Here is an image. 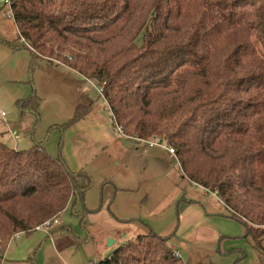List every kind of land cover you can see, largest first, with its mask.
Listing matches in <instances>:
<instances>
[{
  "label": "trees",
  "instance_id": "trees-1",
  "mask_svg": "<svg viewBox=\"0 0 264 264\" xmlns=\"http://www.w3.org/2000/svg\"><path fill=\"white\" fill-rule=\"evenodd\" d=\"M13 1L10 15L25 43L0 40L31 53V76L43 60L103 86L124 135L166 140L182 177L215 194L222 217L244 225L243 237L264 254V0ZM19 106L35 116V134L40 97ZM3 137L0 264L16 235H32L72 200L73 213L86 216L93 187L92 176L62 155L64 139L52 155L47 140L19 150ZM146 227L95 264H186L170 245L176 232L164 237Z\"/></svg>",
  "mask_w": 264,
  "mask_h": 264
},
{
  "label": "rangeland",
  "instance_id": "rangeland-1",
  "mask_svg": "<svg viewBox=\"0 0 264 264\" xmlns=\"http://www.w3.org/2000/svg\"><path fill=\"white\" fill-rule=\"evenodd\" d=\"M0 36L10 41L19 36L14 18L9 13V5L2 2ZM12 54L13 50L0 42V133L5 136L4 141L15 148L17 141L12 142L7 134V124L20 125L23 117L19 103L36 93L40 97L38 128L35 134L28 126L26 133L21 132L18 149H28L37 141L47 140V151L58 155L61 139H64L62 155L65 153L76 170L87 171L93 177L88 204L95 211L88 214L89 221L72 215V207L69 206L59 217L61 224L47 230L50 238L37 250L34 257L37 264L97 263L106 257L105 250L115 251L143 231L140 223L120 221L122 217L141 218L165 237L174 232L181 212L186 209V201L182 197L188 201L208 200L210 206L218 207V198L211 192L204 198L200 187L195 186L193 190V183L182 177L176 155L172 157L167 149L157 145L152 151L154 154L146 157L137 139L119 131L98 83L80 76L66 65H53L43 60L35 65L31 76L30 70L22 72L21 54ZM82 105H91L92 110H85ZM77 111L84 113L79 122L87 118L90 122L95 121L97 126L81 131L75 128L62 131L60 125L67 123ZM52 127L55 129L51 131ZM164 143L167 144L166 140ZM137 146H140L139 150ZM143 146L149 147L147 143ZM131 154L136 156V160H130ZM116 160H120L119 165ZM138 166L140 172L136 168ZM143 166L147 172H143ZM118 187L129 190L120 192L115 205L113 200ZM126 204L132 213L130 210V213L119 214V206L125 207ZM226 221L225 225L219 226L222 235L227 228L232 229L230 232L238 236L234 240L220 243L218 236L221 231L211 223L207 231H199L196 237L176 236L170 240V245L179 251L186 264H264V254L243 237L246 232L244 225L229 217ZM110 240L114 241L112 246H109Z\"/></svg>",
  "mask_w": 264,
  "mask_h": 264
},
{
  "label": "crops",
  "instance_id": "crops-1",
  "mask_svg": "<svg viewBox=\"0 0 264 264\" xmlns=\"http://www.w3.org/2000/svg\"><path fill=\"white\" fill-rule=\"evenodd\" d=\"M17 29V28H16ZM0 38L2 39H6L5 37H1ZM8 40V39H6ZM10 41V40H8ZM0 42L2 43L3 41L0 40ZM11 42H15L17 44H20L21 42L19 41V36L18 38H16L15 40L11 41ZM4 45L8 46L6 43L3 42ZM9 47V46H8ZM11 48V47H9ZM13 50V54L12 55H18V54H21L19 56H22L20 58V63H22V67H23V71H27L29 72V70H31V58L32 57H29L28 53L30 54L31 56V53L27 50V49H18V50H15L13 48H11ZM28 51V53L26 52ZM53 65H57L58 63H52ZM64 66V65H63ZM67 67V66H66ZM68 68V67H67ZM70 69V68H69ZM72 70V69H71ZM7 73V72H6ZM8 74V73H7ZM6 74V75H7ZM82 106H87L86 108L88 110H92L91 108V105H82ZM90 110V111H91ZM22 120L20 121V125H11V123L7 124L8 126V131H7V134L10 136L12 142H16V145H15V148L18 149V140L21 139L22 135L21 132H24L26 133V130H27V126L31 129V125L34 123V119H35V116L33 114H31L30 112L26 113V115L24 116L22 114ZM80 123V124H79ZM97 125H96V122L95 121H88L87 118H83L80 122H77L75 125H72L71 127H69L68 129H72V128H75V129H78L79 131L85 129V128H95ZM38 128V127H37ZM52 129H55V128H52ZM11 130L16 132L18 135H19V138L15 139L12 134H11ZM52 131V130H51ZM4 140H5V136L3 137ZM84 139V138H83ZM82 139V140H83ZM136 140V138H134ZM68 144H70V140L69 138L66 139ZM137 141V140H136ZM72 143V142H71ZM138 143V141H137ZM141 146L144 148L142 153L144 154V156H149L151 153V155H153L154 153L152 152L153 149L155 147H148V148H145L143 146V144H141ZM31 148V147H30ZM140 146L138 147L137 146V149L139 150ZM27 149V148H26ZM29 149V148H28ZM68 148H66L67 150ZM20 150V149H19ZM64 156H65V153H64ZM154 157V156H153ZM132 158L134 160H136V156L134 154H131L130 155V160H132ZM65 159L67 160L68 164L71 166L72 169L76 170L70 163L69 161V158L67 156H65ZM118 165L120 164V160H116V162ZM114 163V164H115ZM140 166L136 167L139 169V172L141 170V168H139ZM143 172H147V169L145 166H143ZM134 170V176H136L135 174V169ZM78 171V170H76ZM79 171H82V170H79ZM87 172V171H85ZM88 173V172H87ZM89 174V173H88ZM91 175V174H90ZM92 176V175H91ZM126 177H128L126 175ZM139 177L140 174H139ZM93 178V177H92ZM125 179V177H124ZM107 182H109L107 180ZM200 187L204 192L201 194L203 195V197L205 198L206 196H208L210 192H207L203 187L197 185L196 183H193V190H195L196 188L194 187ZM93 188V187H92ZM91 190V189H90ZM89 190V191H90ZM129 189L128 188H125V187H118L116 192H115V195H114V204L116 205L117 204V199H118V196L120 194L121 191H128ZM89 191L86 193L85 195V199H84V202L86 203V206L88 208V212L85 215H83V218H85V222L86 221H89L88 220V214L91 213V212H94L95 209L93 208H90L89 204H88V195H89ZM212 193V192H211ZM213 194V193H212ZM215 197L216 195L213 194ZM217 198V197H216ZM182 199H184L186 201V209L184 211L181 212V215L180 216V222L177 224L178 226L175 227L174 229V232H176V236H178L179 238H182L181 235H186V236H190V237H196V235L198 234L199 231H207V226L208 225H212L213 226H216L217 229H220V225H225L226 224V219L228 218H224L222 217V214H227L226 213V210H225V207L224 205L220 202V199L218 198V207H213V206H210L209 204V201L206 200V202H204L203 200H199V199H192L191 201H188V199H186L185 197H182ZM73 200L71 201V204L70 206L72 207L71 209V213L72 215L76 216L74 213H73ZM112 207V206H111ZM78 209H80V206H78ZM111 210V208H110ZM130 207L128 204L125 205V207H122V206H119L118 208V213L120 214L121 213H125V212H128L130 213ZM178 212L180 213L179 209H178ZM64 213V212H63ZM131 213H132V210H131ZM62 215V214H61ZM60 215V216H61ZM90 215V214H89ZM58 216L57 218L59 219ZM114 217H116L117 215H114ZM78 217V216H77ZM117 218V217H116ZM120 221H124V222H129V223H133V222H138L140 223L144 228H143V231L140 232L139 234L141 233H147L148 231V228L146 227V222L144 220H142L141 218H137L136 216H133V217H122V218H119ZM61 224V220L58 224H55V225H60ZM55 225H52L50 226L49 228L55 226ZM49 228H39V229H36V231L32 234V235H26L25 232L24 233H20L18 235H16V237H14L12 239V241L10 242V245H9V248L7 250V254H6V258H5V261L3 264H26V263H30V264H37L36 263V259H34L35 257V254L37 253V250L38 249H41L43 246H44V243L49 240L50 238V235L46 234L47 230ZM222 228V227H221ZM153 229V228H152ZM140 231V229H138ZM154 230V229H153ZM185 230V234H183ZM230 230L232 229H228L227 228V231L224 232V234L222 235V231L220 232L221 234H217L219 235L218 236V240L220 243L224 242V241H220V238L222 236H227V235H230V236H236L234 235V233H231ZM246 231V230H245ZM69 232H72L71 230H69ZM74 234V232H72ZM158 233V232H157ZM138 234V235H139ZM78 239H81L80 236L77 237ZM89 238V236L87 237V239ZM85 239V240H87ZM82 240V239H81ZM228 241H231L233 239L231 238H228L227 239ZM226 240V242H227ZM55 246V243L53 241V245L52 247L54 248ZM55 249V248H54ZM57 249V248H56ZM178 251V250H177ZM60 253H62L60 250H59ZM179 252V251H178ZM110 253H112V250H105L104 251V254L109 255ZM180 254V253H179Z\"/></svg>",
  "mask_w": 264,
  "mask_h": 264
},
{
  "label": "built area",
  "instance_id": "built-area-1",
  "mask_svg": "<svg viewBox=\"0 0 264 264\" xmlns=\"http://www.w3.org/2000/svg\"><path fill=\"white\" fill-rule=\"evenodd\" d=\"M0 2H2L4 5H6V4L9 5V13L11 14V13H12V4H13L14 1H13V0H0ZM21 42L25 43L24 40H21ZM99 91H100L102 94H104V93H105V92H104V87H103V86H100ZM118 129H119V131H120L122 134H124V131H123L122 127L118 126ZM11 134H12V136H13L15 139L19 138V135H18L16 132L12 131V130H11ZM137 141H138V143H140V144H145V145H146V143H147L149 147H156L157 145H159V146H161V147L167 149V150H168V153H170V155H171L172 157H174V156L176 155V152H175L174 148L171 147V146H168V144L164 143V140H163V139H160V138H154V139H152V140H147V141H146V140H144V139H140V138H138ZM59 222H60V219L55 218L54 221H52V222H46L45 224L40 225L37 229H39V228H49L50 226L55 225V224H58Z\"/></svg>",
  "mask_w": 264,
  "mask_h": 264
},
{
  "label": "water",
  "instance_id": "water-1",
  "mask_svg": "<svg viewBox=\"0 0 264 264\" xmlns=\"http://www.w3.org/2000/svg\"><path fill=\"white\" fill-rule=\"evenodd\" d=\"M113 244H114V241L113 240H110L109 246H112Z\"/></svg>",
  "mask_w": 264,
  "mask_h": 264
}]
</instances>
